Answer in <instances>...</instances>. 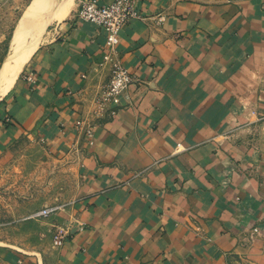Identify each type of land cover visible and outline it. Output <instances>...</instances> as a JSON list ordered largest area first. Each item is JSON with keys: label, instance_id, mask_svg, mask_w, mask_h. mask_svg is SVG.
Returning a JSON list of instances; mask_svg holds the SVG:
<instances>
[{"label": "crops", "instance_id": "1", "mask_svg": "<svg viewBox=\"0 0 264 264\" xmlns=\"http://www.w3.org/2000/svg\"><path fill=\"white\" fill-rule=\"evenodd\" d=\"M139 10L116 47L139 80L115 115L94 104L109 79L106 33L76 12L0 98V152L37 140L81 182L53 213L62 243L48 255L0 249V264H264V0Z\"/></svg>", "mask_w": 264, "mask_h": 264}, {"label": "rangeland", "instance_id": "2", "mask_svg": "<svg viewBox=\"0 0 264 264\" xmlns=\"http://www.w3.org/2000/svg\"><path fill=\"white\" fill-rule=\"evenodd\" d=\"M31 1L0 0V66L17 22ZM79 1H73L66 18L77 12ZM65 19L47 22L42 36ZM80 188L76 172L47 159L37 140L24 137L0 152V249L48 255L55 239L53 214L29 217L44 208L70 204Z\"/></svg>", "mask_w": 264, "mask_h": 264}, {"label": "built area", "instance_id": "3", "mask_svg": "<svg viewBox=\"0 0 264 264\" xmlns=\"http://www.w3.org/2000/svg\"><path fill=\"white\" fill-rule=\"evenodd\" d=\"M143 0H114L108 4L101 3V0H80L76 12L77 18L80 20L93 23L106 33V47L108 49L104 58V63L109 66V79L107 83L100 89L94 98L95 113L102 115L109 113L115 115L120 105V98L127 87L138 82V78L130 70H128L121 59L116 54V47L119 43L120 31L132 20H144L139 10ZM165 21V17L161 14L156 16V22L161 24ZM32 80L31 76L28 77ZM82 121H78L76 126L82 125ZM87 133L91 136V130L87 129ZM58 208H44L29 218L48 217L52 215ZM254 231H257L255 229ZM67 234L66 230L55 229L54 243L61 244L63 238Z\"/></svg>", "mask_w": 264, "mask_h": 264}, {"label": "bare ground", "instance_id": "4", "mask_svg": "<svg viewBox=\"0 0 264 264\" xmlns=\"http://www.w3.org/2000/svg\"><path fill=\"white\" fill-rule=\"evenodd\" d=\"M74 0H32L19 18L10 40L7 56L0 66V98L13 87L39 46L44 26L63 20Z\"/></svg>", "mask_w": 264, "mask_h": 264}]
</instances>
